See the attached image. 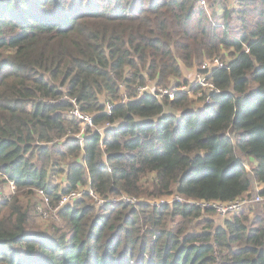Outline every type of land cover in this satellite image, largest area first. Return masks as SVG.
I'll list each match as a JSON object with an SVG mask.
<instances>
[{
  "label": "trees",
  "instance_id": "1",
  "mask_svg": "<svg viewBox=\"0 0 264 264\" xmlns=\"http://www.w3.org/2000/svg\"><path fill=\"white\" fill-rule=\"evenodd\" d=\"M238 4L0 0V186L15 187L0 190V264H264L251 204L217 222L211 208L148 203L229 202L264 186V0ZM214 57L227 66L212 70L205 102L182 68ZM147 80L191 86L159 100L138 94ZM83 187L138 202L98 206L86 192L61 224L33 225L53 221L36 213V189L55 205Z\"/></svg>",
  "mask_w": 264,
  "mask_h": 264
},
{
  "label": "built area",
  "instance_id": "2",
  "mask_svg": "<svg viewBox=\"0 0 264 264\" xmlns=\"http://www.w3.org/2000/svg\"><path fill=\"white\" fill-rule=\"evenodd\" d=\"M197 6L199 8H206L209 5L210 0H196ZM239 0H233L234 7H238ZM222 7L220 3L217 4V8ZM227 66L226 61H222L219 57H214L213 59H205L202 61L199 71L197 70L195 73L196 79H194L190 84H196L197 87L199 88V92L194 95V98H202V101L207 102L208 101V96L206 94H209L211 92H218L216 88H214L212 84V78H211V73L212 70L215 68H224ZM204 72H200V71ZM191 85H182L180 87L176 86H168V87H156L154 82L152 80H147L143 85H140L137 87L138 94H143V93H148L153 95L156 99L163 98V97H168L169 99H173L174 94L178 91H188L189 87ZM64 99H68L66 96ZM71 103H73V107L67 111V113L71 116H74L78 119H80L84 127H92L96 131L101 132V127L96 126L93 124L92 117L88 113L81 112L78 108V106L75 104L74 99H68ZM111 109V104L107 103L106 104V110L107 112H110ZM105 126H110L112 125L105 124ZM6 188L8 189L9 194H13L15 187L12 182H7ZM89 193L95 203L100 206L104 204L105 202H115V201H124L129 204H136L138 202V199L129 196L126 194H121V196L118 197H109L107 199H103L99 197L97 194H95L90 187H83V188H77L70 190L69 192L61 195L60 199L55 205H52L50 202L49 197L46 195L45 191L43 189H36L35 190V209L36 213L40 217L41 220L47 221L49 219H57L58 218V212L60 208L66 204L73 203L74 201L78 200L83 196L84 193ZM255 196V197H253ZM263 199L264 200V195H252L249 199H236L233 201L229 202H219V201H194V200H187L184 199L178 195H170L167 197H162L159 199H153V200H148V203H150L153 206H160L162 204H169L174 201L178 202H188L191 205H197L201 207L202 209L206 208H211L213 209L217 214L221 216H226L229 213H233L235 211L240 210L242 207L245 205H248L250 203H253V200H259Z\"/></svg>",
  "mask_w": 264,
  "mask_h": 264
},
{
  "label": "rangeland",
  "instance_id": "3",
  "mask_svg": "<svg viewBox=\"0 0 264 264\" xmlns=\"http://www.w3.org/2000/svg\"><path fill=\"white\" fill-rule=\"evenodd\" d=\"M225 3H226V5L228 6V7H231V8H233L234 7V3H233V0H225ZM223 59H225V60H227L225 57H222ZM198 70V68L197 67H183L182 68V77L184 78V79H186V81L187 82H192L194 79H196V76H195V73H197L196 71ZM193 98V97H192ZM194 99V98H193ZM200 103H201V101H196L195 99H194V103H193V106H195L196 108L198 107V108H200L201 107V105H200ZM263 188H264V186H263ZM262 187H260V186H257L256 184L255 185H253V188H252V190H251V194L252 195H256V194H259V195H261V191H262V189H263ZM0 190H1V192L3 193V195H12V193L11 194H9V192H8V189L6 188V185L5 184H3L2 186H0ZM29 198L31 197V195H27ZM27 196H20V201H21V203L23 204V205H25V206H27V207H29V210L33 213V216H34V211H33V207H32V204L31 203H29L28 201H27ZM253 197H255V196H253ZM251 205H249L250 207H249V209H251L252 210V212L255 214V215H261L262 217H264V200L263 199H259V200H253V203H250ZM213 218L217 221V222H219V221H221V219L223 218V216H221V215H214L213 216ZM59 220V217H58V219L56 220V219H53V221L52 222H50V223H48L47 225L46 224H43V223H41V221L36 217V216H34L33 217V220H32V222H33V225L35 226V227H37V228H43V227H45V228H49L50 226H52V225H59V224H61V222L60 221H58Z\"/></svg>",
  "mask_w": 264,
  "mask_h": 264
}]
</instances>
